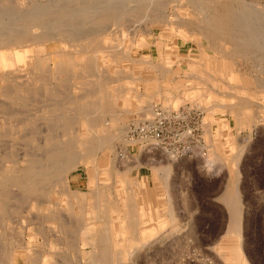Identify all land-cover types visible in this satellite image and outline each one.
<instances>
[{"label":"rangeland","instance_id":"1","mask_svg":"<svg viewBox=\"0 0 264 264\" xmlns=\"http://www.w3.org/2000/svg\"><path fill=\"white\" fill-rule=\"evenodd\" d=\"M25 1L1 0L0 19L2 22L0 21V25L1 23L7 25L6 22L9 21L10 26L14 25L13 29L17 26H27L28 21L26 18L29 13L26 14V12L28 8L32 6L31 8H34V10H42L46 4L45 9L50 8L54 12L51 13L52 17L50 19H43V24H46L44 29L55 31L56 29L51 30L48 27L53 25V28H58L57 26L63 25L62 27L70 28L73 31L82 29L86 32L87 37L84 38L78 35L75 37L76 40L70 39L69 45L71 47L69 51H63L60 42L57 40L48 43L47 48L42 44L36 46V51L40 53H38V60L22 72L30 78L28 82L22 87H15L16 89L14 88V91L12 90L10 93L0 89V181H7L6 184H0V264H101L100 258L104 250H108V253L110 251L109 254L113 253V250L116 253L114 258H111L110 255L107 256L106 264H241L244 261L247 264L248 262L250 264H264V44H262L264 43V0ZM97 2L98 4H96ZM101 2L102 5L100 6ZM50 3L55 6L50 5ZM106 3L108 7H104ZM36 5L42 6L41 9L37 8ZM47 5L48 7H46ZM117 6L119 7L116 9ZM128 6L131 8H127ZM88 9L89 13L83 15ZM232 9L235 14L230 11ZM65 10H75L76 12L78 10L79 12L77 17L70 19L65 16ZM236 10H239L238 13ZM11 12L12 16L13 14L18 15L15 13L18 12L20 17L10 16ZM240 12L242 14L248 13V18L254 19L255 22L248 19V22L252 25L246 23L247 18L246 20L244 18L247 16L242 15ZM5 13L10 18L1 15ZM187 15H189V18ZM227 15L229 17L234 15L236 18L239 17L235 20L241 23L245 21L242 25L247 24L246 28L250 29V32L252 29L253 32L259 30L258 33H256L257 31L251 32V37L247 36V33L250 34L249 30L246 29L243 32L242 29L245 26L240 28L237 25V23L240 24L239 22H236V25L231 23V17L229 18ZM191 17L193 18L191 19ZM11 19L13 22H11ZM14 20H16L15 23ZM220 22L223 25L227 23L225 26L235 25V27L230 26L232 29L225 26V28H220L222 26ZM71 24L72 26H70ZM5 25L2 30L8 32L9 28ZM67 25L69 27H66ZM217 25H219L218 29L216 28ZM210 26L212 27L210 28ZM188 27L190 29H187ZM87 28H91V31ZM97 29H100V31ZM220 29L224 31L222 30V32ZM234 29H241V32L246 34H239L241 32ZM87 30L90 32H87ZM92 30H96V33H91ZM121 31H123V35H121ZM228 31L231 35L228 34ZM224 33L228 34H226V38ZM252 35L263 39L254 38L252 40ZM244 36L250 39L246 37L248 41L244 40ZM215 37L217 38L215 39ZM230 37L232 41L229 40ZM141 38L144 41H141ZM211 38L216 43L214 41L210 42ZM238 39H241L244 44H240L243 42ZM228 40L232 44L229 43L228 45ZM253 41H255V46L257 44L262 45L261 49L255 47ZM114 43L117 45H114ZM224 43L230 48H236H229L228 50L226 46L227 48L223 49L226 45ZM245 43L248 44L245 45ZM209 44L210 46H208ZM237 45L238 47L241 45V49H238ZM251 45L257 49L250 48ZM140 46L141 48H139ZM245 47L250 50L248 51ZM243 48L246 52L243 51ZM236 49L239 52L243 51V54L237 52ZM251 49L255 52L252 53ZM230 50L235 52L232 53ZM229 51L231 54H228ZM226 54L232 55V57ZM220 55L225 56L220 57ZM20 67L25 66L21 64ZM230 68L236 69L237 73L239 72L241 82L238 80L236 83H232L229 80L232 73ZM243 68L245 71L242 70ZM91 71L93 72L91 73ZM195 75L197 77H194ZM118 86L119 88H117ZM94 89L96 92H94ZM214 89L219 95L213 94V99L207 97L212 94L211 92H214ZM85 91L87 92L86 96H84ZM230 91L231 93H229ZM141 92L145 94L142 93V95ZM128 93H130L129 97H127ZM199 93L200 96H198ZM79 94L81 95L79 96ZM124 94L125 96H123ZM134 95L139 96L135 97ZM202 96L205 97V100L202 99ZM222 97L229 99L228 101L231 98L235 100H231V104L226 101L229 103L228 105L224 102L227 99L222 100ZM172 98L174 101L176 100L175 103ZM178 101L179 103H177ZM124 103L125 105H123ZM215 103H220V110H218ZM234 103L238 107L233 106ZM141 104L142 106H140ZM210 105L211 107L208 108ZM226 105L227 108H225ZM204 106H207L205 109L207 112L203 109ZM51 107L54 108L55 112L47 113V109ZM140 107L141 111L139 110ZM177 107H180L181 110ZM88 108L91 113L88 112L87 116L91 119V122L87 125L82 118L84 113L87 110L89 111ZM223 108L226 110L223 111ZM42 109L46 112H43ZM147 109L153 111L150 112ZM137 110H139V114L137 112L136 115ZM213 110V113L209 112ZM238 110L247 111V114L244 113L243 117L239 116ZM148 111L150 114L147 113ZM153 112L157 113L158 117L153 115ZM159 112L161 113L160 117ZM206 113L208 116H205ZM75 115H77L76 119H74ZM70 117H72V121L68 123L67 118ZM205 117H207L206 120ZM73 120L76 122L73 123ZM203 122L205 124L209 123L210 129H206L209 126L204 125ZM147 125L150 128H147ZM49 128L52 129L49 130ZM217 136L218 138H216ZM79 138L87 141L85 147L81 148L77 145ZM98 138L103 141L110 140L109 145L111 148L100 151L97 145ZM105 138L107 139L104 140ZM228 144H235L233 146L235 150L231 152ZM56 147H59V150L64 147L63 150H66V152L61 153L60 159L45 161L42 157L47 154L49 149L55 150ZM237 155L239 156L238 159ZM138 157L139 159L136 160ZM74 158L81 159L82 164L77 168V171L72 172L74 167L71 168L67 164V160L74 161ZM235 160L237 162H234ZM90 161H95V163ZM35 165L38 167L48 165L50 167H47L49 175L43 179L41 178L42 181L37 186V190L32 192L27 188V181L29 170L33 169ZM31 166L33 168H30ZM66 166L67 168H65ZM208 167L211 169L208 170ZM130 168L131 171L127 172ZM214 168L217 170L221 168V170L216 173ZM139 169L141 170L140 175ZM136 171H138V175ZM167 174H169V177L165 178ZM142 177L146 178V183L143 186L140 182ZM118 179L125 180V183L118 184ZM130 179L131 181H129ZM100 182L104 184L100 185ZM236 191H238V194ZM236 194L240 195L242 206L241 236L228 232L232 223L229 204ZM34 199H41V206H32L29 211L27 204L34 202ZM56 200L58 203L54 204ZM64 201L67 205H64ZM140 202H143L144 210L141 209ZM149 202L156 207L157 216L163 220L164 226L160 228L158 222L154 220L153 223H147L146 226V228L153 230L152 235L142 238L139 233H134L131 235L130 240L125 239V242L119 236L122 247L111 248L110 240L114 239L115 236L110 231L120 229L117 214L111 209L112 206L115 204H133L131 209L125 206L121 209L125 226L130 227L132 221L136 220L137 223H141L144 214L148 215L150 213L147 209ZM171 203H173L172 208L169 209ZM71 209L73 212H71ZM28 211L29 213L32 212V217L29 216ZM106 211L107 214H105ZM176 228L181 232V228L183 230L184 228L187 229L185 232L183 231L184 234H181ZM172 230L173 232L170 233ZM88 233L96 235L95 244H92V238L87 235ZM177 235L178 237H176ZM100 239H103L104 243L99 241ZM235 242L236 244H234ZM158 243L163 244L160 247ZM239 243L243 250L241 252Z\"/></svg>","mask_w":264,"mask_h":264},{"label":"bare ground","instance_id":"2","mask_svg":"<svg viewBox=\"0 0 264 264\" xmlns=\"http://www.w3.org/2000/svg\"><path fill=\"white\" fill-rule=\"evenodd\" d=\"M1 1V0H0ZM9 1V0H8ZM13 1V0H12ZM25 1V0H24ZM41 2H43L42 0H40ZM44 1H46V0H44ZM66 1V0H65ZM96 0H93V2H95ZM100 1H102V0H100ZM99 1V2H100ZM110 1V0H109ZM116 1V0H115ZM120 1V0H119ZM118 1V2H119ZM23 2V1H22ZM26 2V1H25ZM27 2H28V0H27ZM36 2V1H35ZM47 2H48V0H47ZM80 2V1H79ZM114 2V1H113ZM123 2V1H122ZM152 2V1H151ZM206 2V1H205ZM231 2V1H230ZM52 3H54V2H52ZM105 3V2H104ZM115 3V2H114ZM120 3V2H119ZM124 3V2H123ZM164 3V2H163ZM226 3H228V2H226ZM67 4V3H66ZM88 4V3H87ZM86 4V5H87ZM96 4H98V2L96 3ZM121 4V3H120ZM46 5V4H45ZM45 5H44V7L42 8V10H34V8L32 9L31 7H29L28 8V10H27V12H26V14H28L27 15V21H28V25L26 26V25H22V26H20V27H16V28H12L13 26H10L11 25V23H9V21L8 22H6V24L7 25H5V24H3V23H1V25H0V89H4L5 91H7V93H10L15 87L17 88V87H22L24 84H26L27 82H28V80L30 79L29 77H27V75H25V74H23L22 72H24L25 71V69L27 68V67H30L32 64H34V63H36V61L38 60V53L39 52H37L36 51V46H39L40 44H42V45H45L44 47H48V43H52V42H54V41H59L60 42V46H61V48H62V50L63 51H69V48L71 47L70 45H69V41H70V39H72V40H76L75 39V37H77L78 35L79 36H82V37H87V34H86V32H84L82 29L81 30H79V31H73V30H70V28L69 29H67V28H64V27H62V26H57V25H54L55 27L57 26L58 28H53L52 26H50V27H48V28H50L51 30H53V29H56L55 31H47L46 29H44V27H45V25L43 24L44 22H43V19H50L52 16V14L51 13H53L54 12V10H52L51 11V9L49 8V9H45ZM50 5H52L51 3H50ZM58 5V4H57ZM71 5V4H70ZM102 5V2H101V4H100V6ZM106 6H104V7H108L107 6V3L105 4ZM110 5V4H109ZM117 5V4H116ZM139 5V4H138ZM160 5V4H159ZM165 5V4H164ZM199 5V4H198ZM211 5V4H210ZM238 5V4H237ZM37 6V5H36ZM52 6H55V5H52ZM59 6V5H58ZM94 6V5H93ZM96 6H98V5H96ZM95 6V7H96ZM112 6H114V5H112ZM120 6V5H119ZM119 6H117L116 7V9L119 7ZM125 6V5H124ZM191 6V5H190ZM205 6V5H204ZM40 8L41 9V7L42 6H37V8ZM46 7H48V5L46 6ZM51 7V6H50ZM57 7V6H56ZM64 7V6H63ZM84 7V6H83ZM121 7V6H120ZM150 7V6H149ZM156 7V6H155ZM231 7V6H230ZM6 8V7H5ZM12 8V7H11ZM10 8V9H11ZM31 8V9H30ZM77 8H80V7H77ZM90 8H92V7H90ZM100 8H103V7H100ZM126 8V7H125ZM127 8H129V6L127 7ZM127 8H126V10H127ZM131 8V7H130ZM129 8V9H130ZM151 8V7H150ZM204 8V7H203ZM206 8V7H205ZM227 9H228V7H226ZM60 9V8H59ZM74 9V8H73ZM94 9V8H93ZM92 9V10H93ZM193 9V8H192ZM207 9V8H206ZM205 9V10H206ZM209 9H210V7H209ZM219 9V8H218ZM238 9V8H237ZM256 9V8H255ZM33 10V11H32ZM84 10V9H83ZM98 10V9H97ZM155 10V9H154ZM219 10H221V9H219ZM12 11H14V10H12ZM29 11H31V12H29ZM89 11V9L87 10V12L85 11L84 12V14L83 15H87V13H89L88 12ZM94 11V10H93ZM92 11V12H93ZM101 11V10H100ZM156 11V10H155ZM199 11H200V9H199ZM224 11V10H223ZM229 11V10H228ZM231 12H233V9L232 10H230ZM239 11V10H238ZM238 11L236 10V12L238 13ZM248 11V10H247ZM255 11V10H254ZM8 12V11H7ZM78 10H77V12L75 11V10H65V16H67V17H69L70 19H73V18H75V17H77V15H78ZM81 12V11H80ZM83 12V11H82ZM92 12H90V13H92ZM162 12V11H161ZM180 12H181V10H180ZM201 12V11H200ZM206 12V11H205ZM249 12V11H248ZM14 13V12H13ZM15 13H17L18 15H16V17H20L19 15V13L18 12H15ZM94 13V12H93ZM122 13H123V10H122ZM177 13V12H176ZM219 13V12H218ZM234 14H235V11L233 12ZM232 13V14H233ZM241 13V12H240ZM257 13V12H256ZM258 13H260L259 11H258ZM7 13H5V14H1L2 16L3 15H6ZM11 14V15H10ZM9 15L10 16H12V12L10 13ZM159 14V13H158ZM175 14V13H174ZM207 14V13H206ZM227 14H230V13H227ZM242 14V13H241ZM241 14H239V15H241ZM244 14V13H243ZM242 14V15H243ZM247 14V15H246ZM246 14H244L245 16H247V17H245L244 18V20H246V18H247V22L246 23H249L248 22V13H246ZM251 14V13H250ZM8 15V14H7ZM6 15V16H7ZM15 15L13 14V16L15 17ZM155 15V14H154ZM178 15V14H177ZM205 15V14H204ZM239 15H237V16H239ZM1 16V17H2ZM10 16L8 17V18H10ZM12 16V17H13ZM149 16V15H148ZM185 16V15H184ZM189 15H187V17H188ZM199 16V15H198ZM218 16V15H217ZM228 17H229V15H227ZM235 16V15H234ZM234 16L233 17H229L230 18V20H232V22L231 23H233V24H235L236 22H239V21H236L235 19H237V18H239V17H237L236 18V16H235V18H234ZM250 16H252V15H250ZM264 16V15H263ZM4 17V16H3ZM15 17V18H16ZM73 17V18H72ZM144 17V16H143ZM147 17V16H146ZM170 17H172L171 15H170ZM179 17V16H178ZM243 17V16H242ZM189 18V17H188ZM193 17H191V19H192ZM200 18H201V16H200ZM204 18H205V16H204ZM241 18V17H240ZM13 19V18H12ZM11 19V22H13V20ZM25 19V18H24ZM180 19H182V17H180ZM221 19V18H220ZM242 20H243V18H241ZM3 20H4V18H3ZM62 20V19H61ZM204 20H206V19H204ZM210 20V19H209ZM249 20H253L254 21V19H249ZM0 21H1V19H0ZM18 21V20H17ZM58 21V20H57ZM56 21V22H57ZM151 21V20H150ZM153 21V20H152ZM195 21V20H194ZM250 21V22H251ZM257 21H258V18H257ZM2 22V21H1ZM5 22V21H4ZM16 22V20H14V23ZM54 22V21H53ZM52 22V23H53ZM177 22V21H176ZM183 22V21H182ZM206 22H208V21H206ZM211 22V21H210ZM209 22V23H210ZM223 22V21H222ZM222 22H220V23H222ZM243 22H245V21H243ZM243 22L241 23V22H239L240 24H238L237 23V25L241 28V26H245V28L244 29H242L243 30V32H245L246 31V29H248V28H246L247 26V24L246 25H242L243 24ZM255 22V21H254ZM259 22V21H258ZM178 23V22H177ZM230 23V24H231ZM49 24V23H48ZM85 24V23H84ZM163 24V23H162ZM180 24V23H179ZM208 24V23H207ZM227 23H225V25H226ZM249 24H251V23H249ZM249 24H248V26H249ZM260 24V23H259ZM259 24H257V25H259ZM4 25L6 26V27H8L9 28V30H8V32H6V30H2V28L4 27ZM9 25V26H8ZM59 25H61V24H59ZM75 25V24H74ZM73 25V26H74ZM160 25V24H159ZM168 25V24H167ZM175 25V24H174ZM185 25V24H184ZM188 25V24H187ZM194 25V24H193ZM225 25H223V23H222V26L220 27V28H222V27H224ZM236 25V24H235ZM235 25H232V26H234L235 27ZM252 25V24H251ZM256 25V24H255ZM70 26H72V24L70 25ZM95 26V25H94ZM100 26V25H99ZM152 26V25H151ZM158 26V25H157ZM198 26V25H197ZM231 25H227V26H225V27H229V29H232L231 27H230ZM261 26V25H260ZM259 26V27H260ZM66 27H69V25H67ZM75 27V26H74ZM90 27H92V26H90ZM129 27V26H128ZM162 27V26H161ZM169 27V26H168ZM176 27V26H175ZM174 27V28H175ZM178 27V26H177ZM182 27V26H181ZM194 27V26H193ZM208 27H209V25H208ZM212 26H210V28H211ZM217 27H219V25H217L216 26V28ZM224 27V28H225ZM239 27H237L238 29H239ZM252 27V26H251ZM257 28H258V26H256ZM93 28V27H92ZM155 28H157V27H155ZM185 28V27H184ZM204 28V27H203ZM210 28H207V29H210ZM215 28V27H214ZM223 28V29H224ZM250 28V27H249ZM254 28V27H253ZM4 29V28H3ZM88 29V28H87ZM91 29V28H90ZM90 29H88V30H90ZM95 29V28H94ZM148 29V28H147ZM171 29H172V27H171ZM187 29H190V27H188ZM202 29V28H201ZM205 29V28H204ZM218 29V28H217ZM222 29V30H223ZM227 29V28H226ZM254 29H256V28H254ZM259 29V28H258ZM87 30V32H90V31H88ZM98 30V29H97ZM102 30V29H101ZM162 30V29H161ZM180 30V29H179ZM178 30V31H179ZM191 30H192V26H191ZM195 30H196V28H195ZM210 30H212V29H210ZM215 30V29H214ZM221 30V29H220ZM219 30V31H220ZM221 30V31H222ZM225 30V29H224ZM223 30V31H224ZM234 30H236V29H234ZM241 29L240 30H236V31H238V32H241L242 31ZM249 30V33L250 34H248L247 33V36H249V37H251V32H253L252 31V29H251V32H250V29H248ZM261 30V29H260ZM93 31V30H92ZM98 31H100V29L98 30ZM124 31V30H123ZM123 31H121V35H123ZM218 31V30H217ZM216 31V32H217ZM218 31V32H219ZM222 31V32H223ZM229 31H233V30H229ZM229 31H228V34H229ZM255 31H257L256 33H258V31L259 30H254V32ZM96 33V30L95 31H93V32H91V33ZM126 32V31H125ZM186 32V31H185ZM193 32V31H192ZM198 32V31H197ZM222 32H220V33H222ZM225 32H227V31H225ZM243 32H241V33H239V34H242ZM253 32V33H254ZM263 32V31H262ZM199 33V32H198ZM234 33V32H233ZM252 33V34H253ZM157 34V33H156ZM187 34H188V30H187ZM223 34V33H222ZM227 34V33H226ZM225 33H224V35H225V38L227 37V35H226ZM237 34V33H236ZM244 34V33H243ZM246 34V33H245ZM244 34V35H245ZM262 34V33H261ZM166 35V34H165ZM191 35H192V33H191ZM199 35V34H198ZM229 35H231V33L229 34ZM104 36V35H103ZM200 36V35H199ZM220 36V38H222L221 37V35H219ZM234 36H235V34H234ZM246 36V37H247ZM253 36V35H252ZM261 36V35H260ZM102 37V36H101ZM136 37V36H135ZM166 37V36H165ZM189 37H190V35H189ZM203 37H206V36H203ZM212 37V36H211ZM245 37V36H244ZM245 37V39L244 40H247L248 41V39H250V38H246ZM110 38V37H109ZM115 38V37H114ZM113 38V39H114ZM121 38V37H120ZM123 38V37H122ZM132 38V37H131ZM161 38H164V37H161ZM187 38H188V36H187ZM217 37H215V39H216ZM254 38H259V37H255V36H253V39L252 40H254ZM112 39V40H113ZM115 39H117V38H115ZM186 39V38H185ZM204 39H206V38H204ZM243 39V38H242ZM259 39H263L262 37H260ZM112 40H110L111 42H112ZM211 40V41H210ZM210 40H208V41H210V42H213L214 41V43H216L215 42V40H212V38L210 39ZM223 41H224V38L222 39ZM221 40V41H222ZM229 40H231L232 41V39H231V37H230V39ZM228 40V45H229V43L231 42V41H229ZM235 40V39H234ZM238 40H240V42H243L241 39H238ZM251 40V41H252ZM258 40V39H257ZM256 40V41H257ZM109 41V42H110ZM135 41V40H134ZM134 41H133V43H134ZM141 41H144V40H142V38H141ZM155 41V40H154ZM185 41V40H184ZM217 41V43H219L218 42V40H216ZM223 41H222V43H223ZM226 41V40H225ZM105 42V41H104ZM116 42V41H115ZM209 42V43H210ZM235 42H236V40H235ZM238 42V41H237ZM258 42V41H257ZM262 42V41H261ZM106 43H108V42H106ZM141 43V42H140ZM226 43H227V41H226ZM226 43H224V45L226 44ZM252 43H254L253 45L255 46V41H253ZM76 44V43H75ZM136 44V43H135ZM138 44V43H137ZM157 44V43H156ZM211 44V43H210ZM210 44L208 45V46H210ZM230 44H232V43H230ZM240 44H244V42L243 43H240ZM246 44H248V43H245V45ZM262 44H264V43H262ZM106 45V44H105ZM112 45V44H111ZM110 45V46H111ZM114 45H117V44H115L114 43ZM114 45H113V47H114ZM132 45V44H131ZM134 45V44H133ZM153 45V44H152ZM211 45H213V44H211ZM223 45V44H222ZM249 45H250V41H249ZM121 46V45H120ZM135 47H136V45H134ZM218 46H219V44H218ZM227 46V44L225 45V47H223V46H221V47H223V49L224 48H227L226 47ZM233 46V45H232ZM231 46V47H232ZM234 46H236V45H234ZM241 46V45H240ZM240 46L238 47V45H237V47H238V49H241L240 48ZM46 47V48H47ZM149 47V46H148ZM214 47V46H213ZM255 47H257V48H259V49H261V47H262V45H260V44H257V46H255ZM138 48V47H137ZM139 48H141V46L139 47ZM215 48V47H214ZM229 48L230 47H228V50H229ZM233 48V47H232ZM232 48H230V49H232ZM234 48H236V47H234ZM233 48V49H234ZM246 48V47H245ZM245 48H243V51H245L246 52V50H244ZM250 48H253V49H257V48H254L252 45H251V47ZM217 49H218V47H217ZM238 49H236V50H238ZM246 49H248V51L250 50L248 47L246 48ZM259 49H258V51H259ZM124 50V49H123ZM252 50V49H251ZM129 51V50H128ZM128 51H125V52H128ZM231 51V50H230ZM230 51L228 52V54H231L230 53ZM242 51V52H243ZM232 53H234L235 51H231ZM237 52H239V50L237 51ZM242 52H239V53H242ZM244 52V53H245ZM253 52H255V51H253L252 50V53ZM123 53V52H122ZM223 53H224V51H223ZM226 53H227V51H226ZM264 53V52H263ZM40 54V53H39ZM82 54H84V53H82ZM101 54V53H100ZM104 54V53H103ZM125 54V53H124ZM131 54V53H130ZM228 54H226L227 56H231L232 57V55H228ZM236 54V53H235ZM234 54V55H235ZM243 54V53H242ZM76 55V54H75ZM97 55V54H96ZM106 55V54H105ZM237 55H238V53H237ZM255 55V54H254ZM261 55V54H260ZM223 55H220V57H222ZM225 56V55H224ZM223 56V57H224ZM83 57V56H82ZM96 57V56H95ZM101 57H103V56H101ZM100 57V58H101ZM107 57V56H106ZM111 57V56H110ZM109 57V58H110ZM209 57V56H208ZM211 57V56H210ZM219 57V56H218ZM233 57H236V56H233ZM46 58V57H45ZM44 58V59H45ZM74 58V57H73ZM91 58V57H90ZM113 58H114V56H113ZM113 58H111V59H113ZM117 58V57H116ZM141 58H143V57H141ZM228 58V57H227ZM230 58V57H229ZM72 59V58H71ZM81 59V58H80ZM92 59V58H91ZM94 59H96V58H94ZM223 59V58H222ZM231 59V58H230ZM233 59V58H232ZM74 60V59H73ZM104 60V59H103ZM242 60V59H241ZM43 61V60H42ZM80 61H82V60H80ZM117 61V60H116ZM123 61V60H122ZM231 61V60H230ZM244 61H245V59H244ZM256 61H258V60H256ZM48 62V61H47ZM112 62V61H111ZM254 62V61H253ZM45 63V62H44ZM96 63V62H95ZM114 63H117V62H114ZM193 63V62H192ZM234 64L236 63V61L235 62H233ZM258 63V62H257ZM22 64V66H25V67H23V68H21L20 67V65ZM70 64V63H69ZM96 64H98V63H96ZM108 64H110V63H108ZM118 64V63H117ZM122 64H124V63H122ZM196 64V63H195ZM242 64V63H241ZM261 64V63H260ZM45 65H46V63H45ZM48 65V64H47ZM56 65V64H55ZM95 65V64H94ZM112 65V64H111ZM229 65V64H228ZM238 66H239V64H237ZM264 65V64H263ZM63 66H64V64H63ZM102 66V65H101ZM188 66V65H187ZM257 67H258V65H256ZM237 67V66H236ZM249 67H252V66H249ZM264 67V66H263ZM41 68V67H40ZM252 68H254V67H252ZM34 69V68H33ZM44 69H45V67H44ZM120 69H122L121 67H120ZM132 69V68H131ZM231 69V68H230ZM31 70V69H30ZM29 70V71H30ZM63 70H64V68H63ZM92 70V69H91ZM97 70V69H96ZM116 70V69H115ZM236 70V69H235ZM235 70H233V69H231V76L229 77V80L233 83V82H235L236 83V81H238L239 80V72L237 73ZM241 70V69H240ZM242 70H244V68L242 69ZM28 71V70H27ZM119 71V70H118ZM202 71V70H201ZM207 71V70H206ZM227 71V70H226ZM230 71V70H229ZM245 71V70H244ZM254 71H255V69H254ZM259 71H261V70H259ZM45 72V71H44ZM58 72V71H57ZM93 71H91V73H92ZM103 72V71H102ZM119 72H121V71H119ZM124 72V71H123ZM131 72V71H130ZM129 72V73H130ZM208 72V71H207ZM252 72V71H251ZM78 73H79V71H78ZM118 73V72H117ZM261 73V72H260ZM52 74V73H51ZM81 74V73H80ZM83 74V73H82ZM98 74V73H97ZM209 74V73H208ZM241 74V73H240ZM249 74V73H248ZM53 75V74H52ZM79 75V74H78ZM114 75V74H113ZM31 76V75H30ZM83 76V75H82ZM89 76H90V74H89ZM88 76V77H89ZM112 76V75H111ZM205 76V75H204ZM46 77V76H45ZM59 77V76H58ZM98 77V76H97ZM105 77V76H104ZM107 77V76H106ZM194 77H197L196 75L194 76ZM215 77V76H214ZM244 77V76H243ZM253 77V76H252ZM260 77V76H259ZM60 78V77H59ZM58 78V79H59ZM72 78V77H71ZM87 78V77H86ZM99 78V77H98ZM110 78V77H109ZM208 78V77H207ZM206 78V79H207ZM228 78V77H227ZM66 79V78H65ZM64 79V80H65ZM92 79V78H91ZM90 79V80H91ZM94 79V78H93ZM118 79V78H117ZM120 79V78H119ZM200 79V78H199ZM256 79V78H255ZM46 80V79H45ZM52 80V79H51ZM99 80V79H98ZM114 80H116L115 78H114ZM122 80V79H121ZM121 80H119V81H121ZM210 80V79H209ZM220 80H221V78H220ZM228 80V79H227ZM258 80V79H257ZM260 80H262V79H260ZM58 81V80H57ZM66 81V80H65ZM70 81H71V79H70ZM94 81H96V80H94ZM118 81V80H117ZM240 81V80H239ZM263 81V80H262ZM72 82V81H71ZM78 82V81H77ZM148 82V81H147ZM212 82V81H211ZM221 82H222V80H221ZM229 82V81H228ZM241 82V81H240ZM68 83V82H67ZM98 83V82H97ZM110 83V82H109ZM113 83V82H112ZM128 83V82H127ZM188 83V82H187ZM197 83V82H196ZM234 83V84H235ZM93 84V83H92ZM176 84V83H175ZM218 84V83H217ZM221 84H223V83H221ZM241 84V83H240ZM68 85V84H67ZM67 85H66V87H67ZM84 85V84H83ZM86 85V84H85ZM225 85V84H224ZM48 86V85H47ZM123 86V85H122ZM212 86V85H211ZM217 86V85H216ZM227 86V85H226ZM242 86V85H241ZM251 86V85H250ZM256 86V85H255ZM262 86V85H261ZM260 86V87H261ZM65 87V88H66ZM82 87V86H81ZM99 87V86H98ZM113 87V86H112ZM145 87V86H144ZM215 87V86H214ZM218 87V86H217ZM258 87H259V85H258ZM257 87V88H258ZM15 88V89H16ZM116 88V87H115ZM114 88V89H115ZM117 88H119V86L117 87ZM120 88H122V87H120ZM241 88V87H240ZM246 88V87H245ZM52 89V88H51ZM51 89H50V91H51ZM68 89V88H67ZM85 89V88H84ZM114 89H113V91H114ZM146 89V88H145ZM213 89V88H212ZM229 89V88H228ZM253 89V88H252ZM251 89V90H252ZM71 90V89H70ZM109 90V89H108ZM122 90H124L123 88H122ZM197 90V89H196ZM210 90V89H209ZM261 90H262V87H261ZM263 90H264V88H263ZM14 91V90H13ZM50 91H48V92H50ZM87 91H88V89H87ZM100 91V90H99ZM133 91H134V89H133ZM146 91V90H145ZM148 91V90H147ZM190 91H192L191 89H190ZM190 91H189V93H190ZM253 91V90H252ZM25 92H28V91H25ZM24 92V93H25ZM69 92H71V91H69ZM81 92V91H80ZM86 92V91H85ZM94 92H96L95 91V89H94ZM124 92V91H123ZM131 92V91H130ZM136 92V91H135ZM155 92V91H154ZM159 92V91H158ZM181 92V91H180ZM21 93H22V91H21ZM91 94H92V92H90ZM89 93V94H90ZM98 93V92H97ZM100 93V92H99ZM120 93V92H119ZM139 93V92H138ZM142 93H144V92H141V94ZM150 93V92H149ZM153 93V92H152ZM151 93V94H152ZM196 93V92H195ZM212 94H209L210 96H207V97H210L211 99H213V94H215L216 92H215V89H214V92H211ZM229 93H231V91L229 92ZM254 93H255V91H254ZM20 94V93H19ZM74 94V93H73ZM86 94H87V92L84 94V96H86ZM127 94V93H126ZM130 93H128V96L127 97H129L130 95H129ZM137 94V93H136ZM145 94V93H144ZM160 94V93H159ZM186 94H187V92H186ZM205 94H206V92H205ZM204 94V95H205ZM227 94V93H226ZM18 95V94H17ZM81 94H79V96H80ZM114 95V94H113ZM120 95V94H119ZM122 95V94H121ZM133 95V94H132ZM143 95V94H142ZM180 95V94H179ZM192 95V94H191ZM203 95V96H204ZM216 95H219V94H217L216 93ZM215 95V96H216ZM229 95V94H228ZM233 95V94H232ZM48 96V95H47ZM47 96H45V97H47ZM52 96V95H51ZM71 96V95H70ZM83 96V95H82ZM83 96V97H84ZM109 96V95H108ZM123 96H125V94L123 95ZM135 96V95H134ZM136 96H139V95H136ZM135 96V97H136ZM187 96H188V94H187ZM186 96V97H187ZM198 96H200V93H199V95ZM197 96V97H198ZM202 96V97H203ZM223 96V95H222ZM240 96H242V95H240ZM61 97H62V94H61ZM67 97V96H66ZM112 97V96H111ZM172 97H174V96H172ZM189 97V96H188ZM194 97V96H193ZM205 97H206V95H205ZM205 97H203L202 99H204L205 100ZM219 97V96H218ZM226 97V96H225ZM19 98V97H18ZM49 98V97H48ZM48 98H46V99H48ZM51 98V97H50ZM78 98V97H77ZM80 98H82V97H80ZM98 98V97H97ZM123 98V97H122ZM140 98V97H139ZM196 98V97H195ZM201 98V97H200ZM214 98H216V97H214ZM221 98V97H220ZM219 98V99H220ZM127 99V98H126ZM129 99V98H128ZM175 99H176V97H175ZM224 98L222 97V100H223ZM225 99H227V98H225ZM224 99V100H225ZM61 100V99H60ZM93 100V99H92ZM98 100V99H97ZM172 100H173V98H172ZM176 100H178V99H176ZM175 100V101H176ZM193 100V99H192ZM210 100V99H209ZM229 99H227V100H225L224 102H226V101H228ZM231 100H235L234 98H231L230 99V101ZM41 101V100H40ZM43 101V100H42ZM57 101V100H56ZM55 101V102H56ZM67 101H69V100H67ZM120 101V100H119ZM125 101V100H124ZM128 101V100H127ZM149 101V100H148ZM175 101L173 100V102L175 103ZM207 101V100H206ZM211 101H214V100H211ZM220 101H221V99H220ZM230 101H228V102H230ZM101 102V101H100ZM130 102V101H129ZM137 102V101H136ZM140 102H141V100H140ZM172 102V101H171ZM198 102V101H197ZM215 102H216V100H215ZM223 102V101H222ZM221 102V103H222ZM223 102V103H224ZM233 102V101H232ZM9 103V102H8ZM113 103V102H112ZM119 103V102H118ZM128 103V102H127ZM134 103V102H133ZM143 103V102H142ZM177 103H179V101L177 102ZM176 103V104H177ZM207 103V102H206ZM242 103V102H241ZM6 104H7V102H6ZM49 104V103H48ZM59 104V103H58ZM99 104V103H98ZM102 104V103H101ZM131 104V103H130ZM144 104V103H143ZM148 104V103H147ZM216 104V103H215ZM226 104H228L229 105V103H227L226 102ZM230 104H231V102H230ZM33 105V104H32ZM31 105V106H32ZM44 105V104H43ZM123 105H125V103L123 104ZM178 105V104H177ZM176 105V106H177ZM213 105V104H212ZM219 105H220V103L219 104H216V106H218V110H220V108H219ZM236 104L234 103V105L233 106H235ZM253 105H255V104H253ZM252 105V106H253ZM85 106V105H84ZM88 106V105H87ZM127 106V105H126ZM140 106H142V104L140 105ZM181 106V105H180ZM237 106V105H236ZM241 106V105H240ZM251 106V105H250ZM45 107H46V105H45ZM44 107V108H45ZM101 107V106H100ZM121 107H122V105H121ZM128 107H130V106H128ZM174 107H175V104H174ZM193 107V106H192ZM196 107V106H195ZM195 107H194V109H195ZM199 107V106H198ZM205 107V106H204ZM207 107V106H206ZM206 107L205 108H203L204 110L206 109ZM209 107H211V105L210 106H208V108ZM231 107H232V105H231ZM238 107V106H237ZM255 107V106H254ZM259 107V106H258ZM261 107V106H260ZM9 108V107H8ZM34 109L36 108V107H33ZM39 108V107H38ZM71 108V107H70ZM73 108V107H72ZM79 108V107H78ZM81 108V107H80ZM79 108V109H80ZM94 108H95V106H94ZM94 108H93V110H94ZM126 108V107H125ZM134 108V107H133ZM151 108V107H150ZM178 108V107H177ZM180 108V107H179ZM178 108V109H179ZM217 108V107H216ZM225 108H227V105H226V107ZM229 108H230V106H229ZM83 109H85V108H83ZM89 109V108H88ZM107 109V108H106ZM170 109V108H169ZM183 109V108H182ZM189 109V108H188ZM197 109H199V108H197ZM196 109V110H197ZM202 109V108H201ZM224 109V108H223ZM258 109V108H257ZM10 110V109H9ZM14 110V109H13ZM43 110V109H42ZM73 110V109H72ZM75 110V109H74ZM87 110V109H86ZM96 110V112H97V109H95ZM122 110V109H121ZM139 110L141 111V107L139 108ZM139 110H137L136 111V115H137V112L139 111ZM143 110V109H142ZM147 110H149L150 112L151 111H153L152 109H147ZM174 110V109H173ZM179 110H181V108L179 109ZM185 110V109H184ZM215 110V109H214ZM214 110L213 111H209V112H214ZM218 110H216V111H218ZM226 109H224L223 111H225ZM1 111V110H0ZM12 111V110H11ZM55 112L54 111V108H48L47 109V113L48 112ZM83 112L85 111V110H82ZM91 110L89 109V111L87 110L85 113H84V117L82 118V119H84V123H86L87 125L89 124V122H91V119L87 116V113L88 112H90ZM126 111H127V109H126ZM145 111V110H144ZM149 111L147 112L148 114H150L149 113ZM156 111V110H155ZM154 111V112H155ZM206 112H207V110H205ZM229 111V110H228ZM228 111H226L227 113H229ZM232 111V110H231ZM239 111V110H238ZM246 111V110H245ZM43 112H46V111H44L43 110ZM61 112V111H60ZM59 112V113H60ZM67 112H69V111H67ZM66 112V113H67ZM96 112H95V114H96ZM105 112V111H104ZM135 112V111H134ZM152 113L153 115H157V113ZM157 112V111H156ZM179 113H180V111H178ZM177 112V113H178ZM220 112V111H219ZM247 112V111H246ZM246 112H244V110L242 111V110H240L238 113V115L239 116H242L243 117V114L244 113H246ZM250 112V111H249ZM254 112H256L255 110H254ZM62 113V112H61ZM76 113V112H75ZM91 113V112H90ZM98 113V112H97ZM122 113V112H121ZM169 113V112H168ZM167 113V114H168ZM172 113H174V112H172ZM181 113H182V111H181ZM225 113V112H224ZM235 113H236V111H235ZM235 113H234V115H235ZM261 113V112H260ZM9 114V113H8ZM54 114V113H53ZM64 114V113H63ZM93 114H94V112H93ZM93 114H91V115H93ZM138 114H139V112H138ZM145 114V113H144ZM143 114V115H144ZM148 114H147V117H148ZM160 112H159V117H160ZM163 114V113H162ZM170 114V113H169ZM230 114H232V113H230ZM247 114V113H246ZM256 114H258V113H256ZM256 114H255V116H256ZM31 115V114H30ZM62 115V114H61ZM70 115H72V114H70ZM97 115V114H96ZM117 115V114H116ZM120 115V114H119ZM124 115V114H123ZM171 115V114H170ZM253 115H254V113H253ZM60 116V115H59ZM69 116V115H68ZM67 116V117H68ZM115 116V115H114ZM146 116V115H145ZM205 116H208L207 115V113H206V115ZM49 117H50V114H49ZM61 117V116H60ZM76 117H77V115H75V117H74V119H76ZM113 117V116H112ZM157 117H158V115H157ZM161 117H162V115H161ZM166 117V116H165ZM168 117V116H167ZM31 118V117H30ZM44 118V117H43ZM66 118V117H65ZM71 118V119H70ZM70 118H67L68 119V123L70 122V121H72V117H70ZM97 118V117H96ZM99 118V117H98ZM104 118V117H103ZM118 118H119V116H118ZM149 118V117H148ZM152 118V117H151ZM27 119V118H26ZM49 119V118H48ZM47 119V120H48ZM60 119H62V118H60ZM66 119V120H67ZM95 119V118H94ZM106 119V118H105ZM207 119V117H205V120ZM236 119V118H235ZM234 119V120H235ZM241 119V118H240ZM3 120H5V119H3ZM21 120V119H20ZM59 120V119H58ZM100 120V119H99ZM107 120V119H106ZM114 120V119H113ZM153 120V119H152ZM220 120V119H219ZM224 120H225V118H224ZM227 120V119H226ZM237 120V119H236ZM242 120V119H241ZM12 121V120H11ZM25 121V120H24ZM35 121V120H34ZM62 121V120H61ZM64 121H65V119H64ZM116 121V120H115ZM159 121V120H158ZM221 121H222V119H221ZM5 122V121H4ZM19 122V121H18ZM74 122H76L75 120H73V123ZM118 122V121H117ZM143 122V121H142ZM220 122V121H219ZM228 122V121H227ZM241 122V121H240ZM257 122V121H256ZM11 123V122H10ZM53 123H55V122H53ZM113 123V122H112ZM204 123V122H203ZM223 123V122H222ZM226 123V122H225ZM17 124V123H16ZM19 124V123H18ZM29 124V123H28ZM44 124V123H43ZM60 124H62V123H60ZM79 124V123H78ZM114 124V123H113ZM121 124V123H120ZM207 124V123H206ZM205 123H204V125H206ZM209 124V123H208ZM207 124V125H208ZM213 124V123H212ZM215 124V123H214ZM218 124V123H217ZM254 124V123H253ZM64 125H65V123H64ZM67 125V124H66ZM86 125V126H87ZM101 125V124H100ZM143 125V124H142ZM146 125V124H145ZM144 125V126H145ZM206 125V126H207ZM211 125V124H210ZM235 125H236V122H235ZM51 126H52V124H51ZM54 127H55V124L53 125ZM61 126H63V125H61ZM107 126V125H106ZM105 126V127H106ZM152 126V125H151ZM209 126V125H208ZM227 126H228V124H227ZM35 127V126H34ZM59 127H60V125H59ZM79 127H80V125H79ZM104 127V128H105ZM149 126L147 125V128H148ZM236 127H237V125H236ZM29 128V127H28ZM27 128V129H28ZM46 128V127H45ZM110 128V127H109ZM150 128V127H149ZM33 129V128H32ZM35 129V128H34ZM48 129V128H47ZM50 129H52V128H49V130ZM58 129V128H57ZM61 129V128H60ZM124 129H125V127H124ZM128 129V128H127ZM206 129H210V126L209 127H206ZM9 130V129H8ZM29 130V129H28ZM31 130V129H30ZM62 130V129H61ZM66 130H67V128H66ZM227 130H229V129H227ZM227 130H224V131H227ZM63 131V130H62ZM62 131H61V133H62ZM68 131V130H67ZM69 131H70V129H69ZM108 131V130H107ZM8 132V131H7ZM6 132V133H7ZM30 132V131H29ZM32 132H33V130H32ZM36 132V131H35ZM34 132V133H35ZM50 133H51V131H49ZM56 132V131H55ZM71 132V131H70ZM210 132V131H209ZM213 132V131H212ZM230 132H231V130H230ZM10 133V132H9ZM25 133V132H24ZM58 133V132H57ZM215 133V132H214ZM229 133V132H228ZM20 134V133H19ZM53 135L55 134V133H52ZM111 134H112V132H111ZM222 134V133H221ZM56 135V134H55ZM218 135V134H217ZM220 135V134H219ZM225 135V134H224ZM78 136H79V134H78ZM88 136V135H87ZM113 136V135H112ZM115 136V135H114ZM113 136V137H114ZM118 136V135H117ZM22 137V136H21ZM80 137V136H79ZM109 137H110V135H109ZM226 137V136H225ZM224 137V138H225ZM62 138V137H61ZM104 138V137H103ZM209 138H210V135H209ZM216 138H218V136L216 137ZM215 138V140L216 141H218L217 139ZM232 138V137H231ZM66 139V138H65ZM86 139V138H85ZM99 139V138H98ZM107 138H105L104 140H106ZM111 139V138H110ZM220 139H221V137H220ZM233 139V138H232ZM67 140V139H66ZM69 140V139H68ZM115 140V139H114ZM143 140V139H142ZM214 140V141H215ZM223 140H225V139H223ZM226 140H227V138H226ZM135 141H137V140H135ZM134 141V142H135ZM219 142V141H218ZM61 143V142H60ZM63 143V142H62ZM111 142H110V140H108V141H103V140H98V142H97V145L99 146V148L98 149H100V151H104L106 148H111L110 147V144ZM154 143V142H153ZM210 143H212L211 141H210ZM225 143L227 144V142L225 141ZM86 144H87V141L86 140H84L83 138H79L78 140H77V145L79 146V147H85L86 146ZM113 145V144H112ZM144 145V144H143ZM221 145V144H220ZM208 146V145H207ZM228 146H230V149L229 150H231V152H232V150H235L234 149V147L233 146H235V144L233 145V144H228ZM121 148V147H120ZM62 149V148H61ZM63 149H64V147H63ZM59 150V147H56V149L55 150H53V149H49V151L47 152V154H45L42 158L45 160V161H53V160H55V159H60V157H61V153L62 154H64L65 152H66V150ZM84 150V149H83ZM113 150H116V149H113ZM214 150V149H213ZM212 150V151H213ZM241 150V149H240ZM215 151V150H214ZM239 151V150H238ZM84 152H85V150H84ZM216 152V151H215ZM218 152V151H217ZM83 155V154H82ZM100 155V154H99ZM105 156V155H104ZM228 156V155H227ZM238 156V155H237ZM219 157H220V155H219ZM223 157V156H222ZM87 158H89V157H87ZM95 158H96V156H95ZM236 158V157H235ZM239 158V156L237 157V159ZM75 159V158H74ZM92 159V158H91ZM91 159H88V160H91ZM93 159H94V157H93ZM110 159V158H109ZM137 159H139V157L138 158H136V160ZM151 159V158H150ZM236 159V160H237ZM85 160V159H84ZM84 160H83V162H84ZM234 161V162H237V161ZM142 161H144V160H142ZM87 162V161H86ZM90 162H94L95 163V161H90ZM109 162V161H108ZM214 162V161H213ZM221 162V161H220ZM26 163V162H25ZM48 164H50V163H48ZM53 164V163H52ZM67 164L68 165H70L71 166V168H73L74 167V169H73V171L72 172H74V171H77V168H79L80 166H81V164H82V160L81 159H75L74 161L72 160H67ZM88 164H90V163H88ZM92 164V163H91ZM90 164V165H91ZM110 164V163H109ZM156 164V163H155ZM214 164V163H213ZM213 164H211V165H213ZM222 164V163H221ZM125 165V164H124ZM43 166V167H42ZM41 167H38V166H34V168H33V166H31L30 168H33V169H31V170H29V178H28V181H27V188L30 190V191H32V192H34V191H36L37 190V186L39 185V183H40V181H42L41 180V178L43 179V178H45V177H47L48 175H49V169H47V167H50V166H48V165H42ZM146 166V165H145ZM159 166V165H158ZM210 166V165H209ZM215 166V165H214ZM106 167H107V165H106ZM152 167V166H151ZM163 167V166H162ZM210 167H212V166H210ZM210 167H208V170H209V168ZM7 168V167H6ZM65 168H67V166L65 167ZM68 168H70L69 166H68ZM97 168V167H96ZM108 168V167H107ZM106 168V169H107ZM98 169V168H97ZM158 169H161V168H158ZM163 169H164V167H163ZM211 169V168H210ZM4 170V169H3ZM8 170V169H7ZM11 170V169H10ZM95 171H96V169H94ZM138 170V169H137ZM162 170V169H161ZM214 170H215V172L217 173V172H219L220 170H221V168H220V170H217V169H215L214 168ZM131 171V168L130 169H128L127 170V172H130ZM141 170L139 169V175L141 174V172H140ZM160 171V170H159ZM164 171V170H163ZM170 171H172V170H170ZM236 171H237V168H236ZM4 172V171H3ZM115 172V171H114ZM133 172V171H132ZM137 172V175H138V171H136ZM162 172V171H161ZM166 172V171H165ZM10 173H12V172H10ZM121 173V172H120ZM126 173V172H125ZM124 173V174H125ZM96 174V173H95ZM219 174V173H218ZM237 174V173H236ZM114 175H116V174H114ZM156 175V174H155ZM157 175H158V173H157ZM157 175H156V177H157ZM162 175V174H161ZM161 175H159V176H161ZM169 174H167L166 176H165V178H168L169 176H168ZM213 175V174H212ZM214 176V175H213ZM64 177H66V176H64ZM94 177V176H93ZM111 177V176H110ZM132 177V176H131ZM134 178V177H133ZM138 178V177H137ZM136 178V179H137ZM163 178H164V176H163ZM116 179V178H115ZM239 179V178H238ZM238 179H237V181H238ZM67 180H68V176H67ZM95 180H96V176H95ZM119 180V179H118ZM134 180V179H133ZM19 181V180H18ZM54 181H55V179H54ZM53 181V182H54ZM97 181V180H96ZM115 181V180H114ZM129 181H131V179L129 180ZM167 181V179L164 181V183ZM90 182V181H89ZM103 182H105V181H103ZM102 182V183H103ZM110 182V181H109ZM118 182V184L119 183H121V185L123 184V183H125V180H119V181H117ZM134 182H136V181H134ZM140 182H141V184H142V186H143V184H145L146 183V178L145 177H142L141 178V180H140ZM139 181H138V183H140ZM6 184L7 183V181H0V184L2 185V184ZM93 183H95L94 181H93ZM98 183V182H97ZM101 182H100V185L102 184ZM106 184H107V182H105ZM138 183H136V184H138ZM55 184V183H54ZM104 184V183H103ZM117 184V183H116ZM166 184V183H165ZM95 185V184H94ZM97 185V184H96ZM132 186H133V184H132ZM140 186V185H139ZM60 187V186H59ZM117 187V186H116ZM124 187V186H123ZM136 187V186H135ZM180 187V186H179ZM128 188H130V187H128ZM133 188V187H132ZM140 188V187H139ZM59 189V188H58ZM116 189H118V188H116ZM120 189V188H119ZM53 190H55V189H53ZM76 190V189H75ZM103 191H104V189H102ZM122 190H123V188H122ZM121 190V191H122ZM236 190H238V188H236ZM67 191V190H66ZM97 191V190H96ZM109 191H110V189H109ZM124 191V190H123ZM122 191V192H123ZM164 191V190H163ZM16 192V191H15ZM56 192V191H55ZM238 191H236V193H237ZM14 193V192H13ZM20 193V192H19ZM98 193V192H97ZM129 193H131V192H129ZM83 194V193H82ZM81 194V195H82ZM133 194V193H132ZM131 194V195H132ZM238 194V193H237ZM236 194V196L234 197V199H232L231 201H230V204H229V210H230V212H231V214H232V223H231V229H229L228 230V232L229 233H231V234H234V235H238V236H241V228H242V224H241V202H240V195H237ZM18 195V194H17ZM57 195H58V193H57ZM62 195V194H61ZM33 196V195H32ZM67 196V195H66ZM65 196V197H66ZM79 196V195H78ZM128 196V195H127ZM130 196V195H129ZM144 196V195H143ZM142 196V197H143ZM227 196V195H226ZM85 197V196H84ZM97 197H98V195H97ZM133 197V196H132ZM139 197H141L140 195H139ZM20 198V197H19ZM35 198V197H34ZM62 198V197H61ZM114 198H115V196H114ZM168 198V197H167ZM186 198V197H185ZM231 198V197H230ZM229 198V199H230ZM49 199H50V197H49ZM49 199H47V200H49ZM104 199V198H103ZM118 199V198H117ZM133 199V198H132ZM170 199V198H169ZM227 199V198H226ZM16 200V199H15ZM24 201H25V199H23ZM58 200V199H57ZM57 200H56V203H54V204H57L58 202H57ZM85 200H86V198H85ZM95 200V199H94ZM142 200V199H141ZM130 201V200H129ZM137 201V200H136ZM27 202V201H26ZM30 202V201H29ZM107 202H108V200H107ZM122 202V201H121ZM164 202V201H163ZM172 202V201H171ZM28 203V202H27ZM45 203V202H44ZM64 205H67L66 204V202L64 201ZM98 203V202H97ZM96 203V204H97ZM141 203V209L142 210H144V205H143V202H140ZM170 203V202H169ZM53 204V205H54ZM94 204V203H93ZM113 204V203H112ZM123 204V203H122ZM172 204L173 203H171V205L169 204V206H170V208L169 209H171L172 207ZM59 205V204H58ZM102 205V204H101ZM135 205H137V204H135ZM164 205V204H163ZM32 206H35V207H40L41 206V199L39 200V199H34V202H32V203H30V204H27V207H28V210L30 211V209L32 208ZM79 206V205H78ZM85 206V205H84ZM97 206H98V204H97ZM123 206H125V207H127V208H132V206H133V204L132 203H126V204H124V205H120V204H115L114 206H112V210L117 214V222L119 223V225H120V229L119 230H117V231H114V229L113 230H111L110 232H111V234L113 235V236H115L114 237V239H111L110 240V242H111V248L112 247H115L116 249L117 248H119V247H122V245L120 244V241H119V236H121L122 237V239H123V242H125L126 240L125 239H128V240H130V237H131V235L132 234H134V233H139L140 234V236L142 237V238H146L147 236H149V235H152L153 234V230L152 229H148V228H146V226H147V223H150V222H152V221H157L158 222V224H159V227L160 228H162L163 226H164V224H163V220H161V219H159L158 218V216H157V212H156V207L154 206V204H152L151 202H149V204H148V208L147 209H149V211H150V213L147 215V214H144V218H142L143 219V221H141V223L139 222V223H137V221L136 220H134V222L132 221V225L130 226V227H127V226H125V222H124V220H123V217H124V215H123V213H122V211H121V209L123 208ZM11 207V206H10ZM43 207V206H42ZM83 207V206H82ZM105 207V206H104ZM174 207V206H173ZM99 208V207H98ZM164 208V207H163ZM244 208V207H243ZM106 209V208H105ZM126 209V208H125ZM135 209H137V208H135ZM166 209V208H165ZM29 211H28V214H30L29 216L30 217H32L33 215H32V212H30L29 213ZM41 211H42V209H41ZM89 211V210H88ZM161 211V210H160ZM171 211V210H170ZM27 212V211H26ZM37 212V211H36ZM71 212H73L72 211V209H71ZM132 212V211H131ZM144 213H145V211H143ZM38 213H39V211H38ZM137 213V212H136ZM147 213V212H146ZM172 213V212H171ZM105 214H107V211H106V213ZM131 214V213H130ZM164 214V213H163ZM114 215V214H113ZM165 215V214H164ZM62 216H63V214H62ZM112 216V215H111ZM192 216V215H191ZM82 217V216H81ZM164 217V216H163ZM170 217H171V214H170ZM74 218V217H73ZM134 218V217H133ZM1 219V218H0ZM41 219V218H40ZM66 219V218H65ZM173 219V218H172ZM33 220V219H32ZM111 220V219H110ZM129 220V219H128ZM65 221V220H64ZM73 221V220H72ZM71 221V222H72ZM85 221V220H84ZM176 221V220H175ZM174 221V222H175ZM180 221V220H179ZM179 221H177V222H179ZM243 221V220H242ZM52 222V221H51ZM111 222V221H110ZM74 223V222H73ZM98 223V222H97ZM108 223H109V221H108ZM143 223V224H142ZM153 223V222H152ZM188 223V222H187ZM55 224V223H54ZM53 224V225H54ZM100 224H101V222H100ZM107 224V223H106ZM127 224V223H126ZM141 224H142V226H141ZM229 224V223H228ZM139 227H138V226ZM34 226V225H33ZM38 227V226H37ZM59 227V226H58ZM75 227V226H74ZM90 227V226H89ZM177 227H179V226H177ZM186 227H187V225H186ZM200 227V226H199ZM138 228V229H137ZM158 228V227H157ZM230 228V227H229ZM116 229V228H115ZM187 229V228H186ZM185 228H184V230L181 228V230H182V232L181 231H179L177 228H176V230H178V232H180L181 234L183 233V231L185 232V230H186ZM81 230H83L82 228H81ZM173 230H175V229H173ZM173 230L170 232V233H172L173 232ZM189 230V229H188ZM167 231V230H166ZM38 232V231H37ZM197 232V231H196ZM180 233H178V234H180ZM25 234V233H24ZM76 234H77V232H76ZM96 234V233H95ZM138 234V235H139ZM174 234V233H173ZM180 234V235H181ZM184 234V233H183ZM53 235V234H52ZM89 237H91L92 238V241H93V243L92 244H95V240H97V238H96V235H90L89 233L87 234ZM99 235V234H98ZM168 235V234H167ZM233 235V236H234ZM61 236V235H60ZM158 236V235H157ZM156 236V237H157ZM164 236H166V235H164ZM229 236V235H228ZM237 236V237H238ZM99 237V236H98ZM112 237V236H111ZM138 237V236H137ZM174 238H176V237H178V235L175 237V236H173ZM28 238V237H27ZM174 238H172V239H174ZM228 238V237H227ZM239 238H241V237H239ZM50 239V238H49ZM165 239V238H164ZM169 239V238H168ZM167 239V240H168ZM242 239V238H241ZM84 240V239H83ZM141 240V239H140ZM99 241H101V242H103L104 243V240L103 239H100ZM174 241H176V240H174ZM240 241V240H239ZM83 242V241H82ZM233 242V241H232ZM75 243V242H74ZM151 243H152V241H151ZM166 243V242H165ZM159 244V243H158ZM161 244H163V243H161ZM161 244H159V246L161 245ZM174 244H175V242H174ZM176 244H179V243H176ZM234 244H236V242L234 243ZM82 245V244H81ZM147 245V244H146ZM216 245V244H215ZM239 245H240V243H239ZM73 246V245H72ZM199 246V245H198ZM241 246V245H240ZM125 247V246H124ZM146 247V246H145ZM161 247V246H160ZM171 247V246H170ZM175 247V246H174ZM144 248V247H143ZM142 248V249H143ZM164 248V247H163ZM116 249H115V251H116ZM132 249V248H131ZM94 251V250H93ZM130 251V250H129ZM140 251V250H139ZM138 251V252H139ZM241 251H243L242 250V246H241V250H240V252ZM26 252V251H25ZM96 252V251H95ZM164 252V251H163ZM109 253H110V251H109ZM108 253V250L106 251V250H104V252L102 253V256H101V260H100V263L101 264H106L105 262V260L107 259V256L108 255H110L111 256V258L113 257L114 258V255L116 254L115 252H114V250H113V253H111V254H109ZM142 253V252H141ZM28 254V253H27ZM93 254V253H92ZM129 254V253H128ZM243 254H245V253H243ZM33 255V254H32ZM134 255V254H133ZM52 256V255H51ZM79 256V255H78ZM31 257V256H30ZM242 257V256H241ZM32 258V257H31ZM50 258V257H49ZM244 258V257H243ZM246 258V257H245ZM127 259V258H126ZM129 259H130V257H129ZM113 260V259H112ZM117 260V259H116ZM131 260V259H130ZM245 260H247V259H245ZM11 261H12V259H11ZM46 261V260H45ZM233 261V260H232ZM115 262V261H114ZM113 263V262H112ZM86 264V263H85ZM96 264H98V263H96ZM241 264H247L245 261L244 262H241ZM248 264H250L249 262H248Z\"/></svg>","mask_w":264,"mask_h":264}]
</instances>
